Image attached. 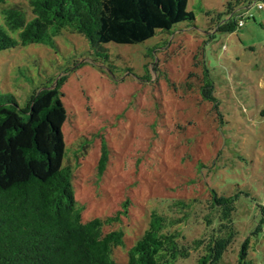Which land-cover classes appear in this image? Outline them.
Wrapping results in <instances>:
<instances>
[{
	"label": "rangeland",
	"instance_id": "rangeland-1",
	"mask_svg": "<svg viewBox=\"0 0 264 264\" xmlns=\"http://www.w3.org/2000/svg\"><path fill=\"white\" fill-rule=\"evenodd\" d=\"M227 2L189 0L196 21L180 22L171 33L143 43H110L115 73L89 63L70 72L63 85L66 161L79 163L74 184L76 199L85 206L83 220L117 214L129 201L128 215L104 227L105 233L125 231L126 245L114 251L120 262L128 261V249L153 211L171 215L175 200L197 199L181 230L189 240L205 234L203 218L214 187L239 195L234 218L239 235L222 264H239L238 252L250 235L253 264H264V6L258 8L264 0H253L236 32L209 29L208 21L224 12ZM6 4H18L33 17L29 0ZM205 10L213 13L207 16ZM56 40L59 51L33 43L0 52V89L23 101L31 89L22 70L41 84L75 59L91 60L83 56L89 47L79 34L66 32ZM206 68L218 109L201 93ZM102 139L110 159L99 177ZM196 261L194 253L176 264Z\"/></svg>",
	"mask_w": 264,
	"mask_h": 264
},
{
	"label": "trees",
	"instance_id": "trees-1",
	"mask_svg": "<svg viewBox=\"0 0 264 264\" xmlns=\"http://www.w3.org/2000/svg\"><path fill=\"white\" fill-rule=\"evenodd\" d=\"M188 4L189 0H29L33 17L28 18L22 6L0 0V52L33 43L59 51L56 38L72 32L86 39L89 50L83 56L91 59H75V65L63 67L62 73L41 84L22 70L31 89L23 101L0 89V264H176L194 253L196 264L223 263L239 235L234 222L239 195L212 187L203 218L205 234L190 240L181 226L190 221L197 199L172 201L171 215L153 211L147 229L128 249V261L120 262L114 251L126 245L125 231L105 233L104 227L128 215L129 201L117 214L84 221L85 206L76 199L74 184L79 163L66 161L64 124L69 113L62 88L70 72L101 63L115 73L110 43H143L161 32L171 33L180 22L193 23L197 16ZM252 5L253 0H228L224 12L208 21L209 29L236 32ZM263 6L259 2L258 8ZM207 70L201 93L218 109L215 82ZM146 72L149 77L148 66ZM109 150L102 139L99 177L109 164ZM252 249L256 248L251 235L246 236L239 264H253Z\"/></svg>",
	"mask_w": 264,
	"mask_h": 264
}]
</instances>
